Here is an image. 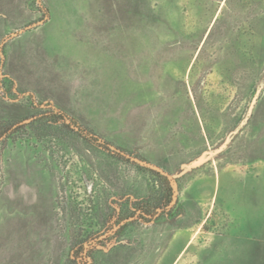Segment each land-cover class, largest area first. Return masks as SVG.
<instances>
[{
  "label": "rangeland",
  "instance_id": "1",
  "mask_svg": "<svg viewBox=\"0 0 264 264\" xmlns=\"http://www.w3.org/2000/svg\"><path fill=\"white\" fill-rule=\"evenodd\" d=\"M27 5L65 85L21 92L0 48V264H70L76 238L90 264H264V0ZM76 126L168 174L172 207L144 221L158 178Z\"/></svg>",
  "mask_w": 264,
  "mask_h": 264
},
{
  "label": "crops",
  "instance_id": "2",
  "mask_svg": "<svg viewBox=\"0 0 264 264\" xmlns=\"http://www.w3.org/2000/svg\"><path fill=\"white\" fill-rule=\"evenodd\" d=\"M27 2L0 0L3 71L21 92L52 99L65 85V39L48 22H41ZM58 69L63 81L60 85L56 82Z\"/></svg>",
  "mask_w": 264,
  "mask_h": 264
},
{
  "label": "trees",
  "instance_id": "3",
  "mask_svg": "<svg viewBox=\"0 0 264 264\" xmlns=\"http://www.w3.org/2000/svg\"><path fill=\"white\" fill-rule=\"evenodd\" d=\"M4 86V84H2ZM10 85L7 83L5 84L6 89ZM10 88V87H9ZM54 120L56 122L60 123H65L67 124V119L63 115H52ZM74 127L71 125V128ZM74 131L79 132L81 136H83L86 140H88L90 143H96L103 149L111 152L112 154L116 155L117 157L129 161L135 165H139L135 162H133L131 159H129L127 156H125L122 152H117L116 149H113L111 145L106 142L102 141L101 138L96 135L91 129H85L80 126H76L73 128ZM7 132L8 130H3L0 128V143L2 140H6L7 137ZM141 166V165H139ZM144 167V166H142ZM151 171V173L158 178V181L160 182V187L161 191L159 196L154 200V202L147 204L146 206L142 207L141 209V218L149 222L150 220L154 219L156 216L159 215L160 211L165 212L166 210L170 209L172 207V203L174 201V196H175V191H174V186L172 184V179L169 178V176L156 171L152 169H148ZM131 219V217H130ZM90 239H85L83 240H77V238L73 241L70 249V255H69V263L70 264H90L88 263V260L91 259V250L90 248L92 247L93 240L91 241L92 243L87 245L86 242H88ZM86 244V246H85ZM93 248V247H92Z\"/></svg>",
  "mask_w": 264,
  "mask_h": 264
},
{
  "label": "water",
  "instance_id": "4",
  "mask_svg": "<svg viewBox=\"0 0 264 264\" xmlns=\"http://www.w3.org/2000/svg\"><path fill=\"white\" fill-rule=\"evenodd\" d=\"M113 148V147H112ZM115 149V148H113ZM129 159H131L133 162L141 165V166H144V167H147L149 169H152V170H156V171H159V172H162L161 169L155 165H152L146 161H143L141 159H138V158H134V157H131V156H127ZM166 174V173H165ZM167 176H169L168 174H166ZM169 178L171 179V177L169 176Z\"/></svg>",
  "mask_w": 264,
  "mask_h": 264
}]
</instances>
